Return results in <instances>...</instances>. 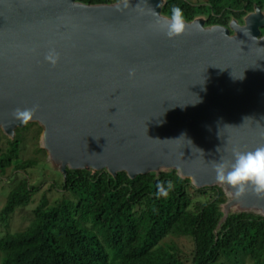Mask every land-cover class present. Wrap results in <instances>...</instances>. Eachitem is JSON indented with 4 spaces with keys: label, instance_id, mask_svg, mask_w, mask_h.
Here are the masks:
<instances>
[{
    "label": "water",
    "instance_id": "1",
    "mask_svg": "<svg viewBox=\"0 0 264 264\" xmlns=\"http://www.w3.org/2000/svg\"><path fill=\"white\" fill-rule=\"evenodd\" d=\"M76 1L0 0L6 133L25 127L14 109L38 105L30 123L44 126L45 146L63 166L132 178L167 167L201 188L219 184L214 164L232 161L234 149L264 145L260 12L232 24L233 35L192 22L169 39L153 15L162 17V0H130L122 11ZM50 48L60 54L54 67ZM254 195L243 198L264 215Z\"/></svg>",
    "mask_w": 264,
    "mask_h": 264
},
{
    "label": "trees",
    "instance_id": "2",
    "mask_svg": "<svg viewBox=\"0 0 264 264\" xmlns=\"http://www.w3.org/2000/svg\"><path fill=\"white\" fill-rule=\"evenodd\" d=\"M76 2L94 7L114 6L118 0ZM172 6L184 11L188 24L220 26L231 34L232 24L242 25L249 15L260 11L264 17V0H209L206 6L162 0L161 16L170 15ZM42 130L37 123L13 134L0 128V169L4 174L14 170L9 176L14 186L1 214L0 264H264L261 211L248 199L232 202L228 188L197 187L176 169L161 167L132 178L126 172L55 162L57 179L43 192L50 181L34 183L32 170L46 177L41 163L47 151H42L45 159L22 158L29 133L36 132L39 143ZM161 184L166 197L159 194ZM49 191L58 197L49 200ZM17 217L20 229L11 232ZM187 239L190 256L179 246Z\"/></svg>",
    "mask_w": 264,
    "mask_h": 264
},
{
    "label": "clouds",
    "instance_id": "3",
    "mask_svg": "<svg viewBox=\"0 0 264 264\" xmlns=\"http://www.w3.org/2000/svg\"><path fill=\"white\" fill-rule=\"evenodd\" d=\"M121 2L123 7H121ZM129 7H131L130 0H118V3L115 5L117 11H122ZM136 9L142 10L141 5L138 4L136 6ZM259 12L260 11L249 16L252 17ZM153 15L157 17V19L155 20V25L158 26L169 39H175L176 37L182 36L186 33L188 23L184 11L179 6H172L170 9V15L168 16L159 17V14L154 10ZM260 20H264L262 14ZM238 25L246 26L247 23ZM259 38L263 39L264 37L260 36ZM45 60L54 67L59 63L60 54L56 51L55 48H50L45 55ZM129 75L134 76L135 71L130 70ZM38 108V105L33 106L32 108H16L12 113L13 119L14 121H17L22 125L31 124L30 122L36 116ZM44 149L48 152V149ZM233 157L234 159L232 161H221L214 164V171L216 174L215 180L220 184L217 185L228 189L230 187L233 191L230 192L229 195H234L236 199H240L246 196L250 191L258 198L264 199V145L258 146L255 149L248 151H240L238 149H234ZM179 173L182 174L180 171ZM157 187L160 195H163L165 197L168 195V191L163 187L162 184L157 185ZM172 187V183L169 182L168 189H171ZM261 214L263 215V213Z\"/></svg>",
    "mask_w": 264,
    "mask_h": 264
},
{
    "label": "rangeland",
    "instance_id": "4",
    "mask_svg": "<svg viewBox=\"0 0 264 264\" xmlns=\"http://www.w3.org/2000/svg\"><path fill=\"white\" fill-rule=\"evenodd\" d=\"M190 3L194 4V5H200V6H206L208 5L209 0H188ZM251 16H249L247 19L244 20V23H247L248 20L250 21L252 18H250ZM205 18V17H204ZM204 18H200L201 20H203ZM243 23V24H244ZM43 130L40 134V141L38 143V137L36 132H33V135H31V133H29V142L27 143V146L25 148L24 154L22 156V158L24 160H28V159H32L34 157H39L41 159L44 158L42 151L45 150L44 148L45 146V128L44 126L41 124L40 125ZM3 130H5L4 128H1ZM47 149V147H46ZM47 151V150H46ZM47 158L45 159L46 162L41 163L42 168L44 169L45 172V178L43 179L42 175H44L43 173H41L37 168L33 169V173H32V179L34 181V183H38L44 180H52V178H56L54 175V171L56 169L57 166H59V164L55 163V162H61L64 163V160H62V158L58 157L57 155H55L54 153H52V151L48 150L47 152ZM63 161V162H62ZM13 172V168H11L8 171V174H4L1 169H0V235H2L5 231L4 228H2L1 224V214L3 212V209L5 208L6 205V197L7 194L9 193V190L11 187L14 186V183H11L10 181V172ZM57 176V175H56ZM14 179V178H13ZM52 181L48 182L46 186L43 187V192H46L49 190V184H51ZM225 186V185H224ZM229 187V186H228ZM228 195L230 192H232L233 190L229 187L228 189ZM250 193V192H249ZM47 196L49 198V200L52 201L53 197H58V195L55 194V192H47ZM229 197L231 198L232 202H243L244 198H240V199H236L234 197V195H229ZM255 197V195L253 196ZM41 199V195L37 196L34 203L37 204ZM257 202L260 203L261 201L259 200V198H257ZM246 208V207H245ZM263 211V210H262ZM261 211V213H262ZM20 224H21V220L20 217H17L14 221H12V223H10V228L9 231L11 232H15L17 230L20 229ZM25 227V226H23ZM180 248L184 251V254H186L187 256H190L192 253V244L191 242L187 239V240H183L181 244H179ZM226 261V259H225ZM223 263V261L221 262ZM228 264H234L233 260L232 261H227ZM184 264H190V262H185Z\"/></svg>",
    "mask_w": 264,
    "mask_h": 264
}]
</instances>
